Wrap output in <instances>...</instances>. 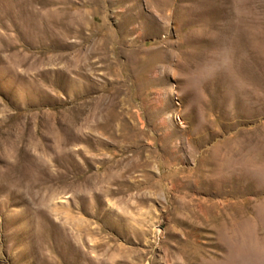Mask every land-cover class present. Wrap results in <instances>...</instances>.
Here are the masks:
<instances>
[{
	"label": "rangeland",
	"instance_id": "obj_1",
	"mask_svg": "<svg viewBox=\"0 0 264 264\" xmlns=\"http://www.w3.org/2000/svg\"><path fill=\"white\" fill-rule=\"evenodd\" d=\"M0 264H264V0H0Z\"/></svg>",
	"mask_w": 264,
	"mask_h": 264
}]
</instances>
